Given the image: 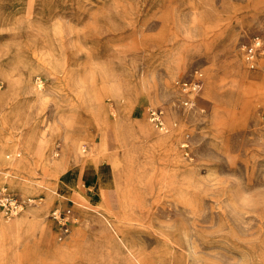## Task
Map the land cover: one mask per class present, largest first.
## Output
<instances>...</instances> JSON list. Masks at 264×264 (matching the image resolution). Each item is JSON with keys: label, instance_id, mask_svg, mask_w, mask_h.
Segmentation results:
<instances>
[{"label": "rangeland", "instance_id": "1", "mask_svg": "<svg viewBox=\"0 0 264 264\" xmlns=\"http://www.w3.org/2000/svg\"><path fill=\"white\" fill-rule=\"evenodd\" d=\"M0 94V264H264V0H0Z\"/></svg>", "mask_w": 264, "mask_h": 264}, {"label": "built area", "instance_id": "2", "mask_svg": "<svg viewBox=\"0 0 264 264\" xmlns=\"http://www.w3.org/2000/svg\"><path fill=\"white\" fill-rule=\"evenodd\" d=\"M259 44V37L256 36L252 39L251 42H249L246 45V57L248 60L252 61L253 57L256 52V47ZM198 70L194 72V75L192 77H189L188 79H182L178 80L177 83L179 87L186 93H194L199 90L201 86V77ZM193 102V98L188 96L183 99L182 104L186 107H189ZM148 114L151 122L159 128V129H165L166 124L164 123L162 110L159 107H149L148 108ZM22 200L8 190L6 186H4L0 190V209L5 217L10 218L17 214L22 207ZM71 208L65 207V208H57L52 212V217L56 221H58L59 224H61V236L65 235L69 231V226L71 222Z\"/></svg>", "mask_w": 264, "mask_h": 264}, {"label": "crops", "instance_id": "3", "mask_svg": "<svg viewBox=\"0 0 264 264\" xmlns=\"http://www.w3.org/2000/svg\"><path fill=\"white\" fill-rule=\"evenodd\" d=\"M85 171V170H84ZM85 176H90V174H88L89 172L88 171H85ZM107 174V170L104 169L103 173H102V177L103 176H106ZM104 180V179H103ZM102 179H100L99 181V184L97 185V183L95 184H92V188L96 189L95 190V196H94V199L93 201L96 202L97 200V196H99L98 194V187L97 186H100L102 185L101 183L103 182ZM98 211L97 214L95 213H90L89 216L87 215L88 219L89 220H92L94 221L95 223L98 224V226L100 227V230H110V233H109V237H110V244L112 245V247L114 248V250H117L120 254H124L125 256H127L126 261L130 264H145L143 259L140 258V255H139V259H136L135 256L132 254V252L136 253L137 252L135 251L134 249V246L132 245V243L128 242V238L123 234L122 230L120 229H115L113 227H109L106 223H105V219L106 217H109L110 219H113L111 217V214L109 215L108 211L106 210H102L100 208H97ZM34 218H40V214H37ZM35 220V219H33ZM41 220V218H40ZM101 220L104 222L103 224L101 223ZM42 223H43V220H41ZM32 220H30V226H33L32 225ZM80 231V230H79ZM76 236V235H74ZM76 237H73L72 240H70L69 242L67 243H63V244H60L58 246H54L53 248H51V251L53 253H56V254H67L68 252H70L72 246L75 244V241H76ZM138 255V254H137ZM126 262V264H127Z\"/></svg>", "mask_w": 264, "mask_h": 264}, {"label": "bare ground", "instance_id": "4", "mask_svg": "<svg viewBox=\"0 0 264 264\" xmlns=\"http://www.w3.org/2000/svg\"><path fill=\"white\" fill-rule=\"evenodd\" d=\"M1 95V94H0ZM26 155H27V157H26ZM32 157V158H31ZM25 159H28V161H30V159L31 160H33V154H32V152H31V150L29 151V152H27V154H25ZM73 173H74V171H73ZM24 190H26L27 189V186L26 185H22L21 186ZM49 195V194H48ZM43 208H46L47 209V207L46 206H44L43 205V207L41 208V209H43ZM41 209H40V211H41ZM35 220H33L32 221V225H33V227H34V225H39V226H41V228H45L46 229V226H45V223L43 222L42 223V221L40 220V218L38 219V218H34ZM108 221V220H107ZM103 221L101 220V223H102ZM0 226L2 227V228H7V229H10V230H18V229H20V228H22V227H24L25 226V221L22 219V218H18V219H15V220H13V222H11L10 224H5V223H0Z\"/></svg>", "mask_w": 264, "mask_h": 264}]
</instances>
